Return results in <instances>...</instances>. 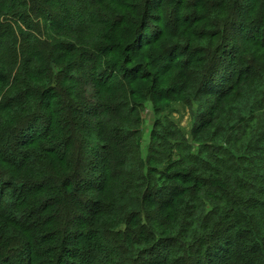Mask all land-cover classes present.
<instances>
[{"label": "trees", "instance_id": "trees-1", "mask_svg": "<svg viewBox=\"0 0 264 264\" xmlns=\"http://www.w3.org/2000/svg\"><path fill=\"white\" fill-rule=\"evenodd\" d=\"M0 264H264V0H0Z\"/></svg>", "mask_w": 264, "mask_h": 264}, {"label": "rangeland", "instance_id": "rangeland-1", "mask_svg": "<svg viewBox=\"0 0 264 264\" xmlns=\"http://www.w3.org/2000/svg\"><path fill=\"white\" fill-rule=\"evenodd\" d=\"M151 103L150 102H147L146 103V107L143 111V113L141 114V119H142V128H143V134L142 136L140 137V141L139 143L141 144V148L143 149L145 147V145L147 144V141H148V131L151 127V122L153 120V112L151 110ZM184 111L185 110H182V113H177V114H172L173 117H175V119L177 118H180V116H182L184 114ZM185 118L186 116L183 117L182 119V123L185 124Z\"/></svg>", "mask_w": 264, "mask_h": 264}]
</instances>
